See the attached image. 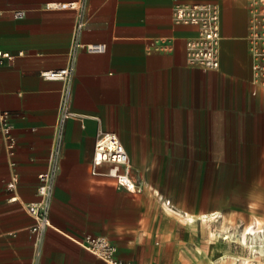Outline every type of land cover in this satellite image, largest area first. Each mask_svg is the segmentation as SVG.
<instances>
[{
  "label": "crops",
  "instance_id": "0c3cea01",
  "mask_svg": "<svg viewBox=\"0 0 264 264\" xmlns=\"http://www.w3.org/2000/svg\"><path fill=\"white\" fill-rule=\"evenodd\" d=\"M60 1L0 0V50L13 55L0 62V112L7 111L15 137L12 168L0 131V264H102L75 241L83 233L108 237L116 255L135 264H207L201 242L188 245L193 214L161 202L149 149L203 147L206 157L210 147L225 148L212 143L216 133L264 125L248 45L255 0H87L81 41L106 48L77 53L51 223L36 242L22 204L42 203L37 174L48 164L64 85L41 72L66 65L77 19L73 9L53 4ZM190 3L220 8L216 70L200 69L186 55L185 40L197 27L176 23L173 8ZM15 9L24 15L13 17ZM99 131L118 135L139 191L117 186L107 164L93 165ZM13 171L11 191L5 183ZM11 194L19 201H9ZM196 198L205 204L204 195Z\"/></svg>",
  "mask_w": 264,
  "mask_h": 264
},
{
  "label": "rangeland",
  "instance_id": "374dc122",
  "mask_svg": "<svg viewBox=\"0 0 264 264\" xmlns=\"http://www.w3.org/2000/svg\"><path fill=\"white\" fill-rule=\"evenodd\" d=\"M256 88L264 94L261 82ZM215 135L212 143L225 148L210 147L206 157L203 147L149 149L150 175L161 202L168 198L169 206L194 215L188 245L201 242L207 264H264V125ZM197 194L206 197L205 204L196 202ZM215 211L219 217L200 218L199 213ZM251 231L257 242L242 245L239 237Z\"/></svg>",
  "mask_w": 264,
  "mask_h": 264
},
{
  "label": "built area",
  "instance_id": "2783aa9c",
  "mask_svg": "<svg viewBox=\"0 0 264 264\" xmlns=\"http://www.w3.org/2000/svg\"><path fill=\"white\" fill-rule=\"evenodd\" d=\"M58 7L71 8L76 13V21L72 29V43L68 53V62L62 68L42 71L47 78L60 79L64 85L60 95L59 113L53 125V137L48 155V164L44 171L37 174V193L42 197V203L28 202L22 204L23 209L31 215L33 223L29 227L34 241L39 242L44 231L50 226L49 204L53 194L56 176L60 170V154L63 140L65 120L72 116L70 106L71 82L75 71L79 49L88 52H102L105 43H84L81 33L85 25L87 0H64L53 3ZM250 34L248 38L249 51L253 57V70L256 78L264 85V0H255L251 7ZM15 18L24 15L22 9L12 11ZM176 23L191 24L197 27L196 33L186 38V55L191 64L202 70H216L220 64L221 21L220 8L212 3L178 4L173 8ZM12 58L13 55L0 50L1 59ZM0 131L5 139V151L9 157V165L13 168L12 159L15 150V137L11 132L7 111L0 112ZM92 163L94 166L107 164L106 174L112 176L117 186L130 191H139L141 185L130 174V159L127 150L115 132L99 131L93 147ZM18 182L15 171L12 172L5 186L13 190ZM9 201H19L15 194L8 197ZM163 202L169 205L170 200ZM85 250L101 260L102 264H135L116 255V246L112 241L99 234L83 233L74 238Z\"/></svg>",
  "mask_w": 264,
  "mask_h": 264
},
{
  "label": "bare ground",
  "instance_id": "6f19581e",
  "mask_svg": "<svg viewBox=\"0 0 264 264\" xmlns=\"http://www.w3.org/2000/svg\"><path fill=\"white\" fill-rule=\"evenodd\" d=\"M219 213L217 212V211H215V212H210V213H201V218L203 219V220H205L206 218L207 219H213V218H215L217 215H218ZM218 217H219V215H218ZM187 220L188 221H190V222H192L193 220H194V216L193 215H187ZM252 233H254L253 231H251V234L248 236V237H246V236H244L243 234H241V236L239 237V242L242 244V245H247V243H250V245L252 246V244L253 243H255V242H257L256 241V239H257V237H256V235H252ZM259 246V245H258ZM257 246V247H258ZM207 254V253H206ZM224 253L223 254H221V255H219L217 258H219V259H222V258H224ZM209 261H211L210 259H209ZM214 262V261H213Z\"/></svg>",
  "mask_w": 264,
  "mask_h": 264
}]
</instances>
